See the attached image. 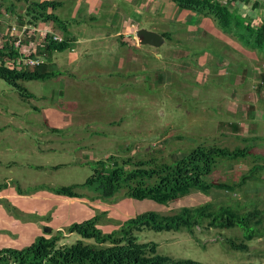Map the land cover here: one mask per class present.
Listing matches in <instances>:
<instances>
[{
	"label": "rangeland",
	"instance_id": "obj_1",
	"mask_svg": "<svg viewBox=\"0 0 264 264\" xmlns=\"http://www.w3.org/2000/svg\"><path fill=\"white\" fill-rule=\"evenodd\" d=\"M10 5L14 7L11 14L14 18L10 20L9 27L14 28L15 24L21 31L20 24L16 22L21 19L19 15L24 17L25 4L16 0H0V10H6ZM246 7L243 11L247 13L249 7ZM260 9L264 12L262 5ZM259 11H252L251 14H258ZM185 16L187 24L179 27L183 30L184 39L179 44L177 39L171 43L176 56H179L180 49L184 51L189 46V53L182 55L183 60L176 59L160 65L162 60L155 56L151 48L145 56L150 62H155L153 70L139 67L134 71V78H126L125 82L124 70L118 69L117 65H112L114 69L111 73L101 70L102 65L118 58L112 60L106 58L108 54L96 52L91 57L93 65L87 74L78 77L72 86L55 80L22 82L21 85L34 95L31 99L23 98L14 86L0 78V169L14 168L19 172L8 179L11 187L0 193V248L23 247L20 243L24 241L25 244L27 239H22L25 229L16 226L20 222H32L40 228L48 227L52 235L62 231L64 237L61 245L77 240L93 244L94 239L86 240L77 233H69L67 226L74 220L101 214L103 218L99 225L104 232L110 233L124 221L146 211L171 214L181 207L211 202L216 207L231 206L241 213L256 208L262 212V224L257 227L254 240L248 242V251H235L227 243L230 239L243 241L244 231L239 227L223 230L203 228L197 231V239L186 231L156 232L145 229L137 233L139 241H153L158 245L159 254L176 259H190L204 264H264V159L257 158L264 156V53L245 47L235 37L224 33L212 19L211 22L201 16ZM167 23L174 27L177 25L172 21ZM184 27L189 34H186ZM38 28L29 32H38L39 37L52 32L51 28L46 29L42 24ZM194 32L198 34L194 36ZM185 36H188L187 40ZM166 46L164 44L160 49L164 56ZM142 48L135 50L136 55L146 52L147 47ZM206 48L207 52H202ZM25 50L28 54V49ZM29 67L34 69L36 66ZM160 72L165 80L157 83L156 75L161 76ZM110 74L112 86L103 83L109 80ZM126 83L130 86L126 87ZM127 89L135 90V98L125 92ZM50 107L63 117L84 115L92 120L48 130L49 120L46 118L45 121V112ZM105 119H113L117 124H108L113 126L108 128ZM41 132H45V139L52 140L53 144H69L62 151L53 146L54 151L45 155L51 163L43 165L34 153H27L23 147V144L31 142L40 150L39 146L45 141L41 139ZM78 133L93 136L85 134L82 139ZM10 144L19 151L21 158L9 156L8 160L1 161ZM199 145L231 149L251 147V156L240 161L222 160L210 177L215 183L239 185L242 176L249 175L246 183L238 186L234 192L218 189H212L208 195L195 192L168 205L125 198L122 194L110 201H102L93 199L95 193L84 189L78 191L85 196L83 198L55 197V206L48 211L43 205L31 213L18 208L28 201L31 210L33 199L31 195L15 194L19 189L16 185L18 182L13 184L12 181L19 177L26 180L20 184L22 191L29 193L34 188L33 178L44 181L49 174L55 187L84 183L93 172L94 162L111 155L138 159L158 158L162 154L168 157L178 150L187 152ZM82 158L83 163L88 164H79ZM38 166L50 169L60 167L58 171L49 170L46 174L43 170H36ZM5 179L0 176V184ZM41 185L50 186L47 181ZM51 193L46 191V196H52ZM14 202L19 206L13 205ZM58 209L61 215L54 217L53 213ZM71 212L78 216L73 219Z\"/></svg>",
	"mask_w": 264,
	"mask_h": 264
},
{
	"label": "trees",
	"instance_id": "obj_2",
	"mask_svg": "<svg viewBox=\"0 0 264 264\" xmlns=\"http://www.w3.org/2000/svg\"><path fill=\"white\" fill-rule=\"evenodd\" d=\"M16 1L24 2L26 5V13L24 17L23 15L20 17L19 22H24L23 19L26 18L31 23L52 21L60 27L64 23L56 14L49 12L50 9L56 10L60 5L59 2ZM172 1L180 10H190L197 16L211 18L224 33L232 35L245 47L264 53V12L260 9L261 5L264 7V0ZM246 6L249 7L247 13L243 11ZM252 11L259 12L253 15ZM9 26L10 24L8 28L12 29ZM54 36L56 35L48 33L39 44L38 51L42 52L45 61L50 57V52L64 51L67 47L63 39L54 40ZM28 38L30 37L23 36L20 40L21 45L28 43ZM21 45L15 47L6 44L0 47V78L14 86L20 95L27 99L30 94L21 85L22 82L46 80L55 73L51 71L46 73L45 63L31 70L25 67L19 69L16 64L11 66V59H16L20 55L25 56L20 48ZM202 52H207V48ZM30 57L35 58V53L33 52ZM250 153L251 147L248 146L231 149L218 145H199L187 152L178 150L176 154L168 157L162 154L158 158L153 156L148 159H138L111 155L94 162L91 176L82 184L40 188L69 198H83L85 196L77 190L87 189L95 193L93 199L99 198L102 201H110L122 194L125 198L168 205L195 192L205 195H208L212 189L234 192L238 186L246 183L249 175H243L239 185L215 183L210 177L222 160H245L249 155L251 156ZM257 158L264 159V156ZM15 181H12L13 184ZM8 185L9 181L5 180L0 184V191ZM16 185L20 189L19 184ZM1 202L6 203L5 200ZM6 205L11 208V205ZM261 213L257 208L241 213L231 206L216 207L209 202L195 207H181L171 214L146 211L124 221L118 229L110 233L104 232L99 227L103 216L98 214L67 226L69 233H77L86 240L94 239L95 243L85 244L77 240L72 244L61 245L60 241L64 237L62 231H56L53 235L46 233L22 248H0V264H204L159 254L157 243L140 242L137 233L145 229L156 232L186 231L197 239V231L203 228L223 230L239 227L244 231L243 241L235 242L230 239L227 243L235 251L246 252L249 248L248 242L254 240L256 229L262 224Z\"/></svg>",
	"mask_w": 264,
	"mask_h": 264
},
{
	"label": "crops",
	"instance_id": "obj_3",
	"mask_svg": "<svg viewBox=\"0 0 264 264\" xmlns=\"http://www.w3.org/2000/svg\"><path fill=\"white\" fill-rule=\"evenodd\" d=\"M35 2H43V1H56L59 2L60 5L57 7L56 10L50 9L49 12H53L56 14L60 20L63 23V25L60 27L56 23L51 22H38V23H31L28 19L24 18V22L17 21L16 23L20 24L21 31H19L17 28L16 30H9L8 24H10V20L14 18L11 14L14 13V7L10 5L6 8V10L2 11L0 13V18H2V22L0 23V47L4 46L6 44L8 45H15L13 42L16 39H22L23 36L30 37L27 39L26 44L21 45V50L24 53V49H30L31 47L36 49L35 58H39L42 63H45V72H54L55 74L47 80H55L59 83L66 84L68 86H72L75 84V80L78 77H81L82 75L87 74L88 69L90 68L91 64L93 65V62L91 60V57L96 53H100L103 55H106V58H112L110 63L102 65L101 70L108 71L111 73L114 69L112 65L116 66L118 69L124 70V82L126 78H134V71H137L139 67L147 68L149 70H153V67L155 65V62H150L149 58L145 56V53L149 54L150 49H154V53L156 57H159L163 63H159L160 65H165L168 62H173L176 59L177 60H183L182 55L189 53L188 48H186L184 51L180 49L179 56H176L174 54V46L171 45L173 39H177V43H181V39H184L183 36V30L179 28L180 26H183L184 24H187V18L185 15H193V17H198L195 13L191 12L190 10H180L176 4L172 0H30ZM24 3V2H23ZM23 10L24 14L26 13V5ZM247 8V7H244ZM63 10L62 12H58V10ZM19 15V17H21ZM209 19L211 22V18L205 17ZM175 20V21H174ZM174 22V24H177L175 27L167 22L171 23ZM189 22V21H188ZM39 24H42L46 26L47 28H51L52 34L57 35L61 39H63V42L67 44V47L64 51H52L49 53V58L44 62L42 58V52L39 53V44L41 42V39L39 38V33L36 32V34H32L29 32V30L33 29L38 30ZM37 25V27H35ZM169 25V26H168ZM14 26H16L14 24ZM144 28L147 30H151L154 32H157L158 34L162 35L164 37V41L162 45L159 48L150 46V45H140L138 43V40L136 38V31ZM175 28V29H174ZM185 28L186 34H189V31ZM32 34V35H31ZM194 36L198 34L197 32L192 33ZM36 36V37H35ZM22 37V38H21ZM186 37V36H185ZM188 37V36H187ZM187 37L185 40H187ZM167 40V42H166ZM167 44L165 49V56L160 53L161 47ZM142 47H147L145 49L146 52L136 55L135 50H141ZM21 52V54H22ZM205 53V52H204ZM204 55V54H203ZM203 55H198L202 57ZM24 55H20L22 57ZM152 63V64H151ZM107 65V66H105ZM31 70V68H29ZM161 76L158 77L156 75V81L157 83H161L165 80V76L160 72ZM170 75V74H169ZM169 75L167 77H169ZM110 81V82H108ZM105 84L113 85L112 83V75L110 74L109 80H104ZM111 85V86H112ZM126 87H129L130 85L128 83L125 84ZM29 92V91H28ZM128 93V95L133 96L135 98V90H129L125 91ZM30 94V97L27 99H31L34 97L33 94ZM143 97V94L140 95ZM26 99V98H25ZM164 100V99H160ZM49 120V123L47 124L48 130L50 128L58 129L59 127L68 125V124H83L89 120H92L89 116L79 115L75 118H69V117H63L58 113L57 110H54L52 107L48 111L45 112V121ZM113 121V122H112ZM105 124H113L116 121L113 119H105ZM33 123V121H31ZM45 124V122H43ZM117 124V122H116ZM109 127H113L111 125H108ZM52 133V132H51ZM81 134L80 138H85V134H87L89 137H92L93 135H90L89 133H78ZM45 132H41L40 136L42 140H45L44 143H41L39 146L41 149L38 150L37 146L32 144L31 142H28L27 144H23L24 150L28 153H34L39 161H42L43 164L51 163V161L47 160L45 158V155L53 152L54 147L56 146L60 151L66 150L65 147L69 144L67 143H61V144H53L52 140H47L44 137ZM103 136V135H101ZM49 141V142H48ZM85 141H87L85 139ZM10 148L7 149L6 152L3 153L1 157V161L8 160L9 156H14V158L19 157L21 158V155L18 150H15L13 147V144H10ZM84 150L86 148H83ZM79 162V164H88L87 162H84V158H82ZM75 164V162H74ZM58 165V164H56ZM40 167V166H38ZM42 169H38L36 167V170H43L46 174L49 173V170L51 171H58L59 169H50V168H43L44 166H41ZM13 169V170H12ZM12 174V176H9L8 174ZM19 172L14 169H6L1 168L0 169V176L6 177L5 180L8 181V179H12L15 175H17ZM46 176V175H45ZM17 178V177H16ZM48 178V179H47ZM44 181L39 180L38 178H33L32 180V186L34 188L29 193H25L22 191V187L20 184H24V177L17 178V182L20 186V189L15 191L16 195L22 196L25 195L28 197V195L32 196L31 201V210L29 209V203L27 201V204L22 205V207H18L19 205L14 202L13 205L18 207L21 211H24L26 213H31L32 211L39 210L41 206L43 205L44 208L46 207L47 211L50 210L52 207H54L53 200L55 197H62V198H69L66 196H60L56 195L54 193H51L52 196H46V190L45 188H40L42 186H49V185H41L47 183L50 184V187L54 185V182L52 181V175H47ZM38 183L36 184L35 183ZM86 181V180H85ZM82 184V183H78ZM75 184H71L68 186H72ZM11 187L8 185V187L4 188L0 191H5ZM84 190V189H82ZM79 191V190H77ZM51 192V191H50ZM82 194V193H81ZM76 199V198H72ZM43 208V209H44ZM41 209V210H43ZM72 218L75 219V217L78 216V214L75 216L73 212H71ZM54 217H59L60 209L55 210L53 213ZM30 217H33L32 215H29ZM38 216H41L38 214ZM95 215H92L90 217H87L83 220H74L73 222H81L86 219H90L94 217ZM34 218V217H33ZM72 222V223H73ZM70 223V224H72ZM55 224V223H54ZM17 227H22L25 229V232L22 234V239L25 237L27 240L21 241V246L28 245L32 243L37 237L46 235V233H51L50 231H46L45 228H40L36 225H34L32 222H20ZM99 227L102 229L101 225ZM56 228H58L56 226ZM44 230L46 231L44 233ZM50 236V235H47ZM19 240V239H18ZM12 247V246H10ZM16 248V247H15ZM22 248V247H20Z\"/></svg>",
	"mask_w": 264,
	"mask_h": 264
},
{
	"label": "built area",
	"instance_id": "obj_4",
	"mask_svg": "<svg viewBox=\"0 0 264 264\" xmlns=\"http://www.w3.org/2000/svg\"><path fill=\"white\" fill-rule=\"evenodd\" d=\"M223 2L225 1V0H222ZM0 23H1V18H0ZM16 26L14 27V28H12L13 30H16ZM48 33H50L49 31L47 32V33H45L44 34V36L43 37H39L40 39H41V42L43 41V39H45L46 38V35L48 34ZM50 34H52V32L50 33ZM54 35V34H53ZM39 36V35H38ZM61 38L60 37H57V36H54V40H60ZM21 39L19 38V39H16L13 43H15V47H19L20 45H21V42L22 41H20ZM35 53L36 52V49L35 48H33V47H31L30 49H28V54L26 53V50L24 49V54H25V56H22V57H17L16 59H11V63H13L14 62V64H16V65H18V66H20V67H25V68H30L29 67V65H34L35 64V66H37V65H39V64H41L40 63V59L39 58H32V57H30V55L32 54V53Z\"/></svg>",
	"mask_w": 264,
	"mask_h": 264
},
{
	"label": "water",
	"instance_id": "obj_5",
	"mask_svg": "<svg viewBox=\"0 0 264 264\" xmlns=\"http://www.w3.org/2000/svg\"><path fill=\"white\" fill-rule=\"evenodd\" d=\"M136 38L140 45H150L156 48H159L164 41V37L162 35L144 28L136 31ZM45 230L50 231L48 227L45 228Z\"/></svg>",
	"mask_w": 264,
	"mask_h": 264
},
{
	"label": "clouds",
	"instance_id": "obj_6",
	"mask_svg": "<svg viewBox=\"0 0 264 264\" xmlns=\"http://www.w3.org/2000/svg\"><path fill=\"white\" fill-rule=\"evenodd\" d=\"M17 27V26H16ZM12 30V29H11ZM14 44V43H13ZM13 46H15V45H13Z\"/></svg>",
	"mask_w": 264,
	"mask_h": 264
}]
</instances>
